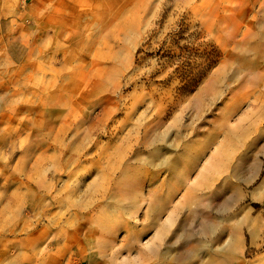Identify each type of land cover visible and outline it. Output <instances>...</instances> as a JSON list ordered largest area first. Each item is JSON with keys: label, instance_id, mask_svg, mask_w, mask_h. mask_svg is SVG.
Listing matches in <instances>:
<instances>
[{"label": "rangeland", "instance_id": "1", "mask_svg": "<svg viewBox=\"0 0 264 264\" xmlns=\"http://www.w3.org/2000/svg\"><path fill=\"white\" fill-rule=\"evenodd\" d=\"M218 262L264 264V0H0V264Z\"/></svg>", "mask_w": 264, "mask_h": 264}, {"label": "bare ground", "instance_id": "2", "mask_svg": "<svg viewBox=\"0 0 264 264\" xmlns=\"http://www.w3.org/2000/svg\"><path fill=\"white\" fill-rule=\"evenodd\" d=\"M215 201V200H214ZM221 204V203H220ZM220 206V205H219ZM225 206L226 208L228 207V202H225ZM223 207V206H222ZM222 209V208H221ZM223 210H225V208H223ZM207 218V217H206ZM209 223H211V220L209 219L208 220ZM254 221V220H253ZM206 223V222H205ZM214 223V222H213ZM212 225V224H211ZM206 227V226H205ZM207 228V227H206ZM181 238V237H180ZM178 240V239H177ZM179 242V240H178ZM193 243V242H192ZM194 244V243H193ZM226 246H227V251L230 253L228 255V260H230L232 258V252H233V246L236 247V245H240L241 244V239H240V233L234 231V230H231L230 234H229V240L226 242ZM218 246V245H216ZM225 246V245H224ZM160 247V246H159ZM213 247V246H212ZM161 248V247H160ZM218 248V247H217ZM213 249V248H212ZM225 250V247L223 248ZM222 249V250H223ZM160 250V249H159ZM160 252V251H159ZM210 252V251H209ZM178 254V253H177ZM158 256V255H157ZM242 256V255H241ZM169 257V256H168ZM213 257V256H212ZM243 257V256H242ZM222 258V257H221ZM223 259V258H222ZM225 260V259H224ZM227 260V259H226ZM219 264L221 262H218Z\"/></svg>", "mask_w": 264, "mask_h": 264}]
</instances>
